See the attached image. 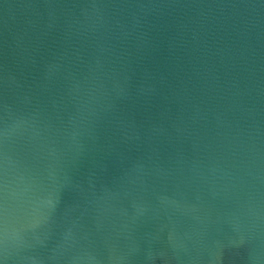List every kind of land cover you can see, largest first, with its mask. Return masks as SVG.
I'll list each match as a JSON object with an SVG mask.
<instances>
[{"label": "water", "instance_id": "water-1", "mask_svg": "<svg viewBox=\"0 0 264 264\" xmlns=\"http://www.w3.org/2000/svg\"><path fill=\"white\" fill-rule=\"evenodd\" d=\"M0 264H264V0H0Z\"/></svg>", "mask_w": 264, "mask_h": 264}]
</instances>
